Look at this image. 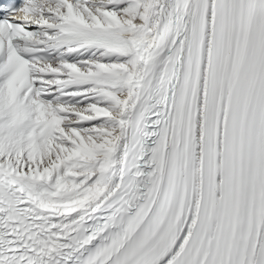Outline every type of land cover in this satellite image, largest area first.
Segmentation results:
<instances>
[{
  "label": "snow or ice",
  "instance_id": "snow-or-ice-1",
  "mask_svg": "<svg viewBox=\"0 0 264 264\" xmlns=\"http://www.w3.org/2000/svg\"><path fill=\"white\" fill-rule=\"evenodd\" d=\"M0 264H264V0H0Z\"/></svg>",
  "mask_w": 264,
  "mask_h": 264
}]
</instances>
